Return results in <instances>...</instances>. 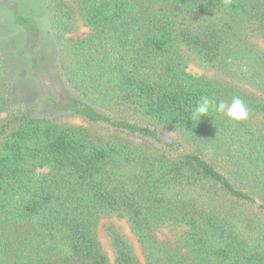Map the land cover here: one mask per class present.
<instances>
[{
    "label": "trees",
    "instance_id": "16d2710c",
    "mask_svg": "<svg viewBox=\"0 0 264 264\" xmlns=\"http://www.w3.org/2000/svg\"><path fill=\"white\" fill-rule=\"evenodd\" d=\"M72 1L56 2L54 29L76 12L90 29L61 41L82 97L52 106L85 123L0 119V264H143L115 223L105 249L102 218L123 220L148 264H264V0ZM234 95L248 120L189 119L202 96ZM8 103L1 83L0 116ZM165 225L181 229L174 246Z\"/></svg>",
    "mask_w": 264,
    "mask_h": 264
},
{
    "label": "rangeland",
    "instance_id": "374dc122",
    "mask_svg": "<svg viewBox=\"0 0 264 264\" xmlns=\"http://www.w3.org/2000/svg\"><path fill=\"white\" fill-rule=\"evenodd\" d=\"M60 1L75 8L72 0H0V84L5 83L9 90L8 107L0 119L28 112L36 116L56 117L69 124L85 123L80 116L52 106V101L64 103L70 97H82L68 83L62 71L61 41L83 38L90 32L76 12L71 27L64 30L62 38H59L57 32L60 30L54 29V23L56 2ZM17 15L32 22L28 27L21 25L15 20ZM188 69L196 75L217 80L224 75L221 67L198 63H191ZM170 133L162 132L161 138L171 141ZM110 223L120 226L133 243L142 263L148 264L140 243L121 219L102 218L98 221L97 229L105 249L111 254L105 234V226ZM20 228L12 227L15 232ZM180 230L176 226L165 225L156 231V235L161 241L174 246Z\"/></svg>",
    "mask_w": 264,
    "mask_h": 264
},
{
    "label": "clouds",
    "instance_id": "9594fccd",
    "mask_svg": "<svg viewBox=\"0 0 264 264\" xmlns=\"http://www.w3.org/2000/svg\"><path fill=\"white\" fill-rule=\"evenodd\" d=\"M211 112H217L235 122L246 121L249 118V107L244 99L234 95L231 101L220 99L219 101L208 96H202L192 109L189 119L199 122L202 117L209 116Z\"/></svg>",
    "mask_w": 264,
    "mask_h": 264
}]
</instances>
